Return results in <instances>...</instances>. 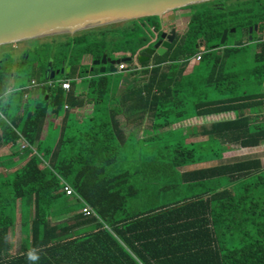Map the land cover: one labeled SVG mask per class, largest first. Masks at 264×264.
Returning <instances> with one entry per match:
<instances>
[{
  "label": "trees",
  "instance_id": "1",
  "mask_svg": "<svg viewBox=\"0 0 264 264\" xmlns=\"http://www.w3.org/2000/svg\"><path fill=\"white\" fill-rule=\"evenodd\" d=\"M180 10L185 33L148 62L137 56L162 32L158 16L25 50L30 80L45 81L52 62L71 67L62 79H85L86 93L56 86L31 104L26 91L8 92L12 71L0 60V147L12 148L0 157V264H264L262 157L229 153L264 144V0ZM105 54L130 59L121 95L112 73L90 71ZM66 105H90L92 116L78 122ZM48 113L63 116L55 145L41 140ZM21 138L31 147L15 167Z\"/></svg>",
  "mask_w": 264,
  "mask_h": 264
},
{
  "label": "water",
  "instance_id": "2",
  "mask_svg": "<svg viewBox=\"0 0 264 264\" xmlns=\"http://www.w3.org/2000/svg\"><path fill=\"white\" fill-rule=\"evenodd\" d=\"M207 1L211 0H0V45L56 34L74 35L79 31L149 16H158L163 22L167 20L163 16L166 13L172 12L169 18L174 19V11ZM257 30L258 26L250 28L251 41L253 32ZM229 32L224 30L221 45L226 43ZM157 36L153 46L146 49V54L139 56V63L150 61L156 54L166 53L177 37V30L163 31L158 41ZM126 60L130 59L112 60L105 54L101 60H95L93 66L109 64V73L114 74ZM69 71V67L54 70L52 62H49L45 79L54 80L59 74ZM99 72L105 74L107 69L103 67ZM50 92V88L41 90L42 94Z\"/></svg>",
  "mask_w": 264,
  "mask_h": 264
},
{
  "label": "rangeland",
  "instance_id": "3",
  "mask_svg": "<svg viewBox=\"0 0 264 264\" xmlns=\"http://www.w3.org/2000/svg\"><path fill=\"white\" fill-rule=\"evenodd\" d=\"M184 8V7H183ZM174 13L176 14V17L173 18H169V16L172 14V12L166 13L163 16L167 18H169V21H163L164 24V29H166L168 26L172 27V28H176L177 30V34H184L187 28V22L189 20V10H176L174 11ZM125 22L127 21H121V22H117V23H112L109 25H105V26H100V27H96V28H102V27H106V26H121L123 25ZM83 31H79L76 32L74 35H76L77 33H80ZM66 35H71V34H56V35H52V36H46L43 38H38V39H29V40H23L20 42H16V43H9V44H4V45H0V60L4 61V66H6L8 69H10L12 71V76L15 75V82L13 83V86H15L14 88L19 89V87L21 86H26L29 84V80L32 77V69H27V67L23 66L21 64V60H22V55L25 52L26 49H31L33 47H35L36 45L39 44V42L41 40H45V39H51V38H57L60 40H64ZM73 35V36H74ZM255 45H253L252 48H254ZM120 57V56H118ZM117 57V58H118ZM90 58H86L84 60V62H88L90 63ZM124 73H115L112 75V79H113V83L114 85L118 84V88H116L118 90V94L121 95L124 93V89L122 87L123 83H124ZM38 79H41L40 76H38ZM122 87V88H121ZM121 88V89H120ZM115 90L113 89L111 95H113V92ZM117 92V91H116ZM32 92H29L28 97H30V100L32 99ZM106 101L112 102L113 98L109 95L106 96ZM90 112H92L93 107H89ZM56 128L54 126H52L51 128V133L53 135V138L57 137V133L58 131L55 130ZM182 131V129H181ZM181 133V132H180ZM179 134H176L174 136H177ZM172 137V136H170ZM187 142H190V139L187 140ZM130 148L133 147V149L135 147L138 146H129ZM137 149V148H136ZM144 150L150 151V147H144L142 148ZM124 150V149H123ZM124 152V151H123ZM128 151H126L127 153ZM231 155H233L234 157H247V156H260L262 157V162L264 164V144L261 145L260 147H256V148H240L237 146H234L232 148V150H230L229 152ZM124 154V153H123ZM19 230V226H17L14 235L12 236L11 241L15 244L16 248H19L20 246V238H21V233L18 231Z\"/></svg>",
  "mask_w": 264,
  "mask_h": 264
},
{
  "label": "crops",
  "instance_id": "4",
  "mask_svg": "<svg viewBox=\"0 0 264 264\" xmlns=\"http://www.w3.org/2000/svg\"><path fill=\"white\" fill-rule=\"evenodd\" d=\"M254 45H256V44H254ZM256 50H257V48H256ZM84 63L88 64V62H84ZM67 67H69V66L60 67V68H57V69L67 68ZM69 68H70V71H71V67H69ZM191 68L192 67H189L188 69L191 70ZM70 71L68 73H65V74H59L54 80H48V81H54V82H56V86H60V82L64 81V79H62V76L63 75H69ZM82 80H85V79L77 78V79L72 80V83H74V85L71 87L70 90L73 91V92H75L76 94L86 93L87 90H88V85L87 84H82L81 83ZM33 81L36 82V85H33L32 84ZM40 81L41 80L31 79L29 81V84L28 85L21 86V87H19V89H16V88H14L15 86H13V83L15 82V75H13L12 78H11V81H10V87H9V91L8 92L11 93V92H15V91H18V90H24V91L27 92L26 95H25V97H27L28 100H30V97H28L29 92H32L33 95H32V99L30 100V102H31V104H36L37 101L40 99V96L41 95H44V94L41 93L42 88H44V87L45 88H50V89L52 88V87H49L48 85H46L47 84L46 83L47 82L46 79H45V81H42V82H40ZM56 86H54V87H56ZM123 86H124V83H123L122 87ZM70 90H66V91H70ZM49 94L48 95L46 94V99L48 98ZM84 97L85 96H83L82 98H84ZM6 100H8V98ZM89 107H90V105H87L84 109H71V108H69L66 105L65 106V110L66 111H69L71 114H73L75 116V120L79 122V121H82L85 118H89V117L92 116L90 110H88ZM3 120H5V117L0 112V122L3 121ZM122 121H124V119ZM62 123H63V116L55 117V116H52L51 113H48V115L46 117V120H45V123H44V126H43V132H42L41 140H44L45 141L47 139L48 140L47 142L50 145H55L56 142H57V140H58V138H59V135H60V130H61V127H62ZM52 126H54L56 128L55 130L58 131L56 138H53V135L51 133ZM187 128L188 127L184 128V129L186 130ZM140 131H143V130H140L139 129V132ZM19 142L21 144V141L20 140H19ZM20 150H21V154L17 158L14 159L15 167H21V166H23L25 164V162L27 161L28 156H29V155H27L25 153L24 150L21 149V146H20ZM11 153H12V148L11 147H9L7 145H2L0 147V157H2V162L6 161V159L10 158L9 156H10ZM5 163H7V162H5ZM0 165H1V162H0ZM18 231L21 232L20 229ZM13 235H14V233H13ZM21 239H22V236L20 238V241H21Z\"/></svg>",
  "mask_w": 264,
  "mask_h": 264
},
{
  "label": "built area",
  "instance_id": "5",
  "mask_svg": "<svg viewBox=\"0 0 264 264\" xmlns=\"http://www.w3.org/2000/svg\"><path fill=\"white\" fill-rule=\"evenodd\" d=\"M194 59H195V61H199V60L201 59V54L196 55V56L194 57ZM135 69H137V67H136ZM124 70H125V64H124V62H123V63H121V64L118 66L117 71H119V72H124ZM46 83H47L46 85H48L49 87H54V86H56V82H54V81H47ZM32 84H33V85H36V82L33 81ZM44 85H45V84H44ZM60 86H61L63 89H65V90H70V89H71V81H70V80H64V81L60 82ZM20 141H21V144H22V145H21V149H22V150H26L27 148H30V147H31L25 139L21 138ZM63 190H64V192H65V194H66L67 196H73V195L75 194L73 188H72L70 185H68V184H65V185L63 186ZM83 212H84L85 215H90V214H92V211H91V209L89 208V206H85V207L83 208Z\"/></svg>",
  "mask_w": 264,
  "mask_h": 264
},
{
  "label": "flooded vegetation",
  "instance_id": "6",
  "mask_svg": "<svg viewBox=\"0 0 264 264\" xmlns=\"http://www.w3.org/2000/svg\"><path fill=\"white\" fill-rule=\"evenodd\" d=\"M167 20L169 21V18H168V16H167ZM166 20V21H167ZM172 29V27H167L166 29H164V24H163V22H162V32L163 31H165V32H169L170 30ZM162 32L160 33V35H158L157 36V39H156V41H158L159 39H160V36H161V34H162ZM153 46V45H152ZM151 48V47H150ZM107 58H112V60H115V59H118L117 58V56H107ZM137 58H139V56H137ZM138 62H139V59H138ZM95 67H98L99 68V71H100V69L101 68H103V67H105L106 69H107V71H109V67H110V65L109 64H107V65H99V66H92L91 68H93V71L95 70ZM91 68H90V71H91ZM54 70H59V69H55V68H53Z\"/></svg>",
  "mask_w": 264,
  "mask_h": 264
},
{
  "label": "clouds",
  "instance_id": "7",
  "mask_svg": "<svg viewBox=\"0 0 264 264\" xmlns=\"http://www.w3.org/2000/svg\"><path fill=\"white\" fill-rule=\"evenodd\" d=\"M29 259L36 260V259H38V257L35 254H30Z\"/></svg>",
  "mask_w": 264,
  "mask_h": 264
}]
</instances>
